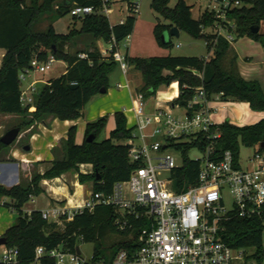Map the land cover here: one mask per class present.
Listing matches in <instances>:
<instances>
[{
	"label": "trees",
	"instance_id": "obj_1",
	"mask_svg": "<svg viewBox=\"0 0 264 264\" xmlns=\"http://www.w3.org/2000/svg\"><path fill=\"white\" fill-rule=\"evenodd\" d=\"M128 6L132 0H121ZM172 0H152L150 9L158 15L153 28V35L159 47L169 48L171 40L164 44L161 35L172 27L185 32L193 39H203L207 57H129L126 62L141 75L142 85L138 93L144 99L155 97L161 87H168L176 82L179 94L169 105L185 109L187 115L199 110L201 105L188 109V106L198 90H202L205 100L220 98L225 101L247 103L255 112H264V90L255 81H245L239 74L237 57L231 44L213 32L215 21L214 11L205 10L197 20L191 15V7L183 0H178L174 7ZM224 0H215L220 4ZM238 2L239 7L227 9L226 17L234 25L231 32L233 38L246 37L264 47V33H253L252 28L264 23V0H228ZM111 4V2H110ZM101 0H0V51L3 57L0 63V113L8 116L28 115V109L20 103L21 83L19 73L29 67L33 58L46 61L52 56L57 61L66 63L65 72L57 79L37 89L34 96V111L29 122H23L18 128L23 131L34 121L48 117L59 121H76L82 117L86 105L100 91L108 89L109 75L117 67L110 57H102L96 45L102 42L109 45L113 41L120 44L132 35L136 17L127 15L123 24L111 26L108 19L101 14H92L84 18L72 17L73 28L68 35L57 34L52 25L44 32L34 31V25L44 13L52 12L57 18L70 14L74 6L100 8ZM76 23H80L79 30ZM83 38L71 41L74 37ZM77 42L83 49L75 53ZM69 44L68 47L66 45ZM79 54H85L86 59L80 60ZM76 86L71 89L70 86ZM115 128L108 138L99 141V135L104 131L107 117L98 118L85 127L84 139L80 145L75 143L76 127L67 131L63 144L64 156L54 160L43 174L33 176L27 184H19L11 188L0 185V203L9 200L2 206L17 213L11 227L4 233L6 247L18 250L19 264H54L47 257L35 258V251L42 247L51 251L64 245L71 251L80 244H94L93 259L104 258L106 249H121L128 246L127 234L118 230L115 225L116 214L111 208L97 207L93 213L83 212L76 215L72 222L58 227L41 218L38 211L24 213L23 206L43 192L41 183L45 180L60 178L62 175L74 172L80 185L89 182L93 193L109 194L116 183L125 182L131 173L139 168L138 164L129 159V142L134 139L135 128H128L122 112L113 114ZM219 133V138L210 137ZM93 134V142L86 139ZM264 119L256 124L237 127L229 122L213 125L207 133L183 137L177 141L168 142L166 149L180 155L181 164L171 171L175 181L174 190L179 193L184 188L197 185L200 162L190 160L188 153L192 149L202 154L211 147L214 157L219 158L225 151H230L234 163L239 162L240 146L255 147L264 154ZM8 148L0 143V151ZM80 165H91L89 175L79 174ZM138 228V227H135ZM264 217L241 219L231 217L223 224L222 240L232 249H241L246 259L260 261L263 259ZM118 235L122 239L110 243V237ZM109 254V253H108Z\"/></svg>",
	"mask_w": 264,
	"mask_h": 264
},
{
	"label": "built area",
	"instance_id": "obj_2",
	"mask_svg": "<svg viewBox=\"0 0 264 264\" xmlns=\"http://www.w3.org/2000/svg\"><path fill=\"white\" fill-rule=\"evenodd\" d=\"M101 3L98 9L74 6L70 15L84 18L97 13L108 19L112 13L110 0H101ZM239 6L238 2L224 0L211 10L215 13L214 34L230 43L234 25L228 21L225 11ZM126 8L128 15L137 16V1L132 0ZM123 22L120 21V24ZM108 47L109 50L100 49L101 56H111L125 75L129 66L125 55L119 52V44L113 41ZM3 54L0 55V63ZM78 58L83 60L87 57L79 54ZM54 62L52 56L43 62L33 58L29 67L19 73L23 108H34L37 82H29L30 76L46 73ZM117 87L122 88L120 85ZM206 103L203 91L198 90L188 109L196 105L201 107L191 115L182 109L185 114L182 118L177 117L180 108L170 105L157 109L155 115H147L145 99L137 92L130 112L138 135L129 142L132 146L129 159L139 168L131 173L127 181L116 183L109 194L91 192L80 203L58 201L53 207L40 212L42 220L62 228L64 223L72 222L76 215L85 211L91 214L97 207L111 208L116 214L118 230L127 234L128 246L118 249L108 262L104 258L94 260L93 255L84 258L81 252H76L77 249L80 251L79 246L73 252L64 245L51 251L38 247L34 260L47 257L54 264H250L253 259H246L250 256L246 254L253 253L228 247L221 235L223 224L231 217H264V154L255 151L242 168L239 162L237 165L234 163L230 151H225L216 159L209 146L202 159L198 160L197 185L184 188L179 193L174 190L171 171L178 166L171 155L165 154L170 150L166 146L170 141L209 131L213 125ZM149 126L154 127L151 137L161 136L162 141L146 142L144 130ZM219 136L217 132L210 139ZM136 140H139L138 145L133 143ZM83 166L80 165L81 170ZM225 193L231 200L229 209L224 205ZM30 200L34 203V197ZM3 204L1 202L0 206ZM0 248V264H19L16 248ZM256 264H264V255Z\"/></svg>",
	"mask_w": 264,
	"mask_h": 264
},
{
	"label": "crops",
	"instance_id": "obj_3",
	"mask_svg": "<svg viewBox=\"0 0 264 264\" xmlns=\"http://www.w3.org/2000/svg\"><path fill=\"white\" fill-rule=\"evenodd\" d=\"M209 1L214 3L213 7L218 6L215 0ZM186 5L191 7V15L194 20H197L204 12L200 11V13L194 17V5L190 6L187 3ZM213 7L210 10H206L211 11ZM125 18L120 19L118 24H120V21ZM263 25L264 23L259 30L260 33H264V30H262ZM180 34L181 32L179 31V36ZM231 47L237 57L236 65L240 76L245 81L257 82L264 90V47L246 37L240 38L237 41H234L233 38ZM98 49L102 48L98 46ZM126 54L129 57H143V55L134 56L131 53L129 46H126V52L124 55ZM158 55L161 57L166 56L162 55L161 52L158 53ZM118 85L122 86V88H118ZM141 85V75L134 68L129 67L125 75L119 68L117 70L114 69L109 75L108 89L104 96L101 94V96L94 97L86 105L87 110H83L81 118L76 121H59L52 117H48L34 123L28 129L23 130L20 137L30 134L28 139L29 144L27 143L26 145L29 147V151L24 150L26 146L22 148L23 151H19L20 149L18 148L12 149L10 152V155L13 158L11 161L12 163L4 162V158L3 160H0V185L5 188H11L21 183L27 184L31 179L24 180L21 178L20 182L19 173H21L22 169L28 170L30 168H37L38 174H43L50 168L51 163L54 160L62 159L64 156L63 144L66 141L67 131L72 126L76 127L75 143L80 145L84 139L86 125L96 121L98 118L106 116L107 123L104 132L105 138H108L109 133L115 128L113 114L115 112H122L126 118L128 128L134 127L137 132L136 122L130 110L133 107L135 94L138 92ZM178 94L179 91L176 82L168 87H161L155 97L145 99V113L147 115H155L157 109L166 106L168 107V105L177 98ZM206 110L208 111L212 125H220L224 122H229L234 126L243 127L256 124L264 119V112L252 111L247 103L230 100L225 101L221 100L219 97L208 101L206 103ZM184 114L185 111L180 109L177 113V117H182ZM153 131V126L145 128L144 132L147 136L146 142L156 140L157 137H151ZM38 139H41L44 144L43 151H41L42 153H38L39 148H36L34 151L35 153L33 152V145L36 144ZM134 142H137V140L133 141V143ZM138 144L139 142H137V145ZM79 171L82 175H89L92 172V167L91 165H84L81 170L79 166ZM81 171H83L84 174ZM69 173L62 175L60 178L45 180L41 183V188L43 190L42 194L51 201L48 207L41 205L36 197H34V203L30 200L31 204L22 209L24 213L30 214L34 211H44L53 207L58 201L66 202L67 200H70L73 203H80L86 199L92 192V184L90 183V187L85 189L84 185L78 183L77 174H74L76 180L73 182V186L68 182L62 183L61 180H64ZM69 187L73 189L71 192ZM2 202L9 203V200H2ZM12 224L13 223L10 221L5 227L0 225V237L4 235Z\"/></svg>",
	"mask_w": 264,
	"mask_h": 264
},
{
	"label": "rangeland",
	"instance_id": "obj_4",
	"mask_svg": "<svg viewBox=\"0 0 264 264\" xmlns=\"http://www.w3.org/2000/svg\"><path fill=\"white\" fill-rule=\"evenodd\" d=\"M26 3L28 2V0H25ZM112 1V3L110 4V9L112 10L111 14L108 17V21L110 23V25H116L118 24L119 20L122 18H125L128 13H127V8L125 5L124 1L121 0H110V2ZM137 1L138 4V14L136 16L137 19V23L134 27V30L132 32V36L127 38L126 40H124L123 42H121L119 44V52L121 54H125L126 52V46H129V49L131 51V53L136 56V55H143V57H161L158 55V53L161 52L162 55H166V56H171V57H207V49H206V45L203 41V39H193L191 38L188 34H186L185 32H181L180 36L178 38H171V44L172 46L169 48H163V47H159L155 41L154 35H153V28L156 24V18H159L160 21H162V19L156 15L151 9H150V3L152 0H135ZM178 0H172L169 4V6L172 8L175 6V4L177 3ZM188 5L193 7V16H197L200 11H205L206 9L210 10L214 3L210 2L209 0H184ZM54 10V8H53ZM52 10V12L49 13H44L39 20L37 21V23L34 25V31L36 32H44L47 30V28L52 25L54 31L57 34H61V35H68L70 34L72 28H73V21H72V16L70 14L61 17V18H57L56 14L54 13V11ZM163 23V21H162ZM76 29L79 30L80 27V23H76ZM262 30H264V25L262 27ZM83 38V35H78L77 37H74L71 41L73 40H77V38ZM238 39L234 38V41H237ZM97 47L99 46L100 48L104 49V50H109L108 45L103 44L102 42L96 43ZM69 44L66 45V47H68ZM83 49V46H81V43L77 42V44L75 45V48H73V50H71L70 48H65V51L69 52V53H75L77 50H81ZM100 51V49H99ZM3 53V51H0V55ZM67 65L65 62L63 61H57L55 60V62L52 64L51 68L49 71H47L46 73L39 75V74H32L29 78V82L32 81H36V89H40L43 85L47 84L48 81L50 80H54L57 79L58 77H60L66 70ZM119 68V67H118ZM117 67L115 68L116 70L118 69ZM101 96V95H99ZM104 96V95H102ZM87 110V107L84 109ZM34 111V108L32 109H28V115L24 116V115H12V116H8V115H3L0 113V138L9 130L13 129V128H17L19 125H21L23 122H29L31 120V115ZM182 118V117H181ZM180 118V119H181ZM39 122V121H34L31 125H33L34 123ZM31 125H29L27 128L28 129ZM23 128V130H25ZM105 131V130H104ZM102 132L99 137L98 140L102 141L105 138V132ZM21 133H23V131L20 132L18 138L16 139V141L10 145L8 148L3 149L2 151H0V160H3L4 158V162H9L12 163L11 161L13 160L12 156L10 155V152L12 149H20L19 151H23L22 148L24 146L27 145V143L29 144V137L30 134L28 135H24L21 136ZM138 133L135 131L134 132V136H137ZM157 141H162V137L159 136L156 138ZM137 142H139V140H137ZM137 142H134V144L136 145ZM149 142V141H148ZM43 147L44 144L42 142V140L38 139L36 144L33 145V152L36 150V148L38 149V153H42L41 151H43ZM40 151V152H39ZM256 151L255 147H247V146H240V152H239V164L241 165L242 168H245L246 163H247V159L249 157H251L253 155V153ZM35 153V152H34ZM37 153V152H36ZM165 154H169L173 157L175 164L177 166H180L181 161H180V155L173 151V150H169L167 153ZM203 157L202 153L197 150V149H192L189 153H188V158L190 160H201ZM37 168H30L28 170H23L21 171V173H19V179L21 182V178L24 180H29L31 179L33 176L37 175ZM79 174L80 171H78ZM74 172H71L69 174H67L68 176L64 178V180L62 179L61 182L62 183H69L71 186H73V182L76 180V178L74 177ZM68 185V184H67ZM85 189H88L90 187V183L86 182L85 184H83ZM69 190L71 192V187H69ZM224 205L226 207V209L230 208V204H231V200L228 196L227 193H225L224 195ZM77 198V197H76ZM37 201L43 205V206H49L51 201L44 195V194H39L38 196H36ZM31 204L30 200L27 202V204H25L23 206L24 207H28ZM22 208V209H23ZM17 217V213L11 209L5 208L3 206H0V225H2L3 227L7 226L8 223L11 221L12 223L14 222V220ZM3 237V236H2ZM122 238L119 237L118 235H113L110 237V243H115L118 242L119 240H121ZM262 241H263V245H264V233L262 236ZM80 248V252L81 255L84 258H90L93 254V250H94V244L89 243V244H80L79 245ZM2 248H0L1 251ZM105 257L104 260L106 262H108V260L112 259L113 256L115 255V253L117 252V248H113L111 249H106L105 251ZM109 253V254H108ZM250 264H256L255 260H252L249 262Z\"/></svg>",
	"mask_w": 264,
	"mask_h": 264
},
{
	"label": "water",
	"instance_id": "obj_5",
	"mask_svg": "<svg viewBox=\"0 0 264 264\" xmlns=\"http://www.w3.org/2000/svg\"><path fill=\"white\" fill-rule=\"evenodd\" d=\"M253 33H258L259 32V27H255L252 28L251 30ZM179 36V30L176 27H172L170 28L168 31H165L162 35H161V41L164 44H167L171 38H178ZM76 86L71 85L70 88L74 89ZM106 93V90L103 89L100 91V94L104 95ZM21 132L20 128H13L9 131H7L1 138H0V143L4 146L9 147L10 145H12L16 139L18 138L19 134ZM95 136L93 134H91L90 136H88V138L86 139V142L91 143L93 142ZM128 147L131 149L132 146L128 145ZM264 147V144H261V148ZM25 151H29V147L26 146L24 148ZM6 245V240L3 237H0V247L5 246ZM77 254L80 253L79 249L76 250ZM264 255V254H263Z\"/></svg>",
	"mask_w": 264,
	"mask_h": 264
}]
</instances>
